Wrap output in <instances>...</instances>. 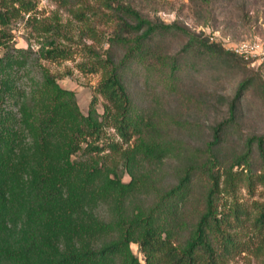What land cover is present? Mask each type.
I'll return each instance as SVG.
<instances>
[{
    "label": "trees",
    "instance_id": "obj_1",
    "mask_svg": "<svg viewBox=\"0 0 264 264\" xmlns=\"http://www.w3.org/2000/svg\"><path fill=\"white\" fill-rule=\"evenodd\" d=\"M94 1L101 9L93 11L111 29L104 41L87 28L107 48L102 55L88 49L94 54L89 69L79 67L100 73L84 115L75 93L45 69L28 93L21 91L13 70L22 59L8 53L10 26L35 4L0 0V264H142L132 244L145 264H231L245 250L235 224L252 219L251 229L264 230V202L251 211L223 199L240 187L253 192L264 186V135L247 136L238 149L229 146L247 82L228 105L229 119L212 127L210 140L181 145L167 132L179 128L178 118L139 107L132 72L139 68L171 85L192 51L250 62L215 50L184 26L151 20L125 0ZM187 1L204 24L210 22L213 0ZM90 9L71 15L89 21ZM178 32L186 45L175 55L163 53L158 44ZM67 53L57 47L44 58L56 61ZM98 96L105 101L101 115ZM107 128L121 144L100 143ZM107 150L109 155H100Z\"/></svg>",
    "mask_w": 264,
    "mask_h": 264
},
{
    "label": "rangeland",
    "instance_id": "obj_2",
    "mask_svg": "<svg viewBox=\"0 0 264 264\" xmlns=\"http://www.w3.org/2000/svg\"><path fill=\"white\" fill-rule=\"evenodd\" d=\"M33 1L34 9L21 15L10 26L11 47L8 53L22 59L21 67L13 70L19 76L17 85L21 91L28 93L32 83L40 79L45 69L55 77L62 89L75 93L78 107L86 115L100 81V73L84 72L79 67L88 65L85 70L89 69L94 54L88 49L94 48L97 54L102 55L107 48L105 42L93 40L87 28L94 29L95 35L99 37L97 39L104 41L111 28L104 22L102 14L97 16L93 11L97 7L101 9L94 0H78L70 6L60 4V0ZM125 1L132 3L151 20L186 27L198 35L199 41L215 44V50L222 47L231 53L229 48L234 43L253 40L264 42V0H233L226 4H222L226 0H213L210 10L212 16L207 24L198 18L187 0ZM83 6L91 8L89 12L92 19L89 21H79L71 15L72 10ZM186 42V37L178 32L162 40L158 48L163 53L175 55ZM57 47L68 49L69 56L56 61L44 58L45 51ZM192 53L196 52L187 54L183 72L171 85L153 79L139 68L132 72V86L142 111H155L178 118L179 128L170 127L167 130L168 139L181 145L201 146L210 140L213 126L229 119L228 105L237 96L239 85L247 82V89L238 98L237 122L229 146L238 149L247 136L264 135V64H240L223 52L218 59ZM4 54L5 50L0 49V58ZM104 103L102 97L98 96L96 110L99 115L103 114ZM106 141L121 144L112 128L106 129L100 143ZM126 146L122 144V148ZM109 151L100 155L107 156ZM110 159H107V164ZM129 180V176L124 173L122 181L126 183ZM223 199L252 211L254 203L264 202V186L257 185L253 192L240 187L233 193H224ZM251 222L252 219L235 224V233L245 250L231 264H264V230L258 233L251 229ZM131 249L138 260L145 264L138 246L132 244Z\"/></svg>",
    "mask_w": 264,
    "mask_h": 264
},
{
    "label": "built area",
    "instance_id": "obj_3",
    "mask_svg": "<svg viewBox=\"0 0 264 264\" xmlns=\"http://www.w3.org/2000/svg\"><path fill=\"white\" fill-rule=\"evenodd\" d=\"M229 50L250 62L251 66L264 62V42L253 40V41H241L231 45Z\"/></svg>",
    "mask_w": 264,
    "mask_h": 264
}]
</instances>
